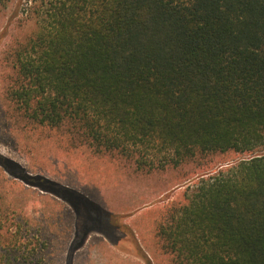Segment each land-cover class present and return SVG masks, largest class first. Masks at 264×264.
<instances>
[{"label": "trees", "instance_id": "obj_1", "mask_svg": "<svg viewBox=\"0 0 264 264\" xmlns=\"http://www.w3.org/2000/svg\"><path fill=\"white\" fill-rule=\"evenodd\" d=\"M15 10L32 30L10 50L7 94L25 117L95 153L153 139L181 163L247 154L166 208L156 234L176 264H264V0H16ZM18 231L0 215V264L36 254Z\"/></svg>", "mask_w": 264, "mask_h": 264}, {"label": "rangeland", "instance_id": "obj_2", "mask_svg": "<svg viewBox=\"0 0 264 264\" xmlns=\"http://www.w3.org/2000/svg\"><path fill=\"white\" fill-rule=\"evenodd\" d=\"M15 3L0 6V157L31 182L0 165V215L9 233L18 229L36 243L26 264H176L156 234L166 208L186 203L201 178L249 156L213 151L181 163L172 146L153 139L130 144L128 155L95 153L30 121L7 94L15 77L10 50L32 30Z\"/></svg>", "mask_w": 264, "mask_h": 264}]
</instances>
